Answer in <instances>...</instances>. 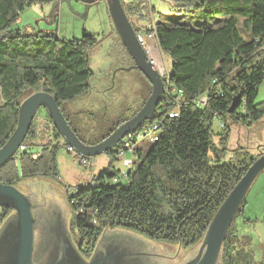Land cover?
<instances>
[{"label":"trees","instance_id":"16d2710c","mask_svg":"<svg viewBox=\"0 0 264 264\" xmlns=\"http://www.w3.org/2000/svg\"><path fill=\"white\" fill-rule=\"evenodd\" d=\"M52 1L0 0V145L13 131L26 95L45 90L60 106L61 101L89 88L92 70L86 50L95 45L94 35L60 38L54 31H25L16 24L26 6ZM143 1L122 3L136 33L155 34L169 59L168 88L182 92L167 93L153 118L145 121L157 123L156 138L146 139L150 146L144 154L140 143L145 139L135 145V160L123 179L113 181L117 173L112 166L117 160L113 148L106 152L110 154L108 167L94 175L89 185L67 195L75 214L79 249L86 256L110 226L128 227L185 248L199 243L213 213L252 162L247 151L228 157L230 122L250 125L264 116V101L256 102L264 80V0H163L167 6L148 5L150 13L156 11L159 18L140 24L135 20L146 21L148 16L142 10L147 6ZM168 11L178 16L203 15L200 20L204 21L191 27ZM238 93V104L228 111ZM200 97L205 101L200 102ZM171 111L177 116H169ZM214 117L222 122L218 145L212 139ZM47 118L53 135L59 137ZM35 134L32 120L21 143L24 149L0 166V182L15 185L26 177H58V145L37 146L32 140ZM79 207L83 212H76ZM11 211L0 206V223ZM234 218L222 245L220 264H254L248 252L230 250Z\"/></svg>","mask_w":264,"mask_h":264},{"label":"rangeland","instance_id":"374dc122","mask_svg":"<svg viewBox=\"0 0 264 264\" xmlns=\"http://www.w3.org/2000/svg\"><path fill=\"white\" fill-rule=\"evenodd\" d=\"M122 1L126 2V0ZM145 1L147 6L142 10L148 15L146 20L148 23L159 18L156 11L153 14L150 13L149 4L156 8L168 5L163 0ZM133 3L135 2L133 1ZM129 13L135 20V14L130 11ZM167 14L177 17L179 21L191 27H199L204 21L200 20L203 19V15L199 14L178 16L171 11H168ZM217 17L220 16H214V18ZM198 20L200 22L196 23ZM136 22L139 23L138 20ZM16 24L25 31L37 29L54 31L60 38H80L84 33L92 34L96 38L95 45L86 50L89 68L92 70L88 90L79 97L60 102V107L69 124L79 137L87 140L90 144L98 142L107 135L111 128L131 117L149 95L151 85L140 70L121 68L130 64L110 17L106 0L86 3L82 0L33 3L19 13ZM239 26L241 27L240 21ZM146 45L150 47L151 56L155 59L160 73H167L169 59L161 51L157 42L152 44L150 40H146ZM115 69L116 72L112 79ZM260 101H264V80L259 84L256 96V102ZM42 119L48 120L47 114L44 109L39 108L33 118L34 130L38 129V134L40 133L38 144H47L49 134L40 129L43 126ZM218 123L217 119L213 120L214 133L219 128ZM237 123H239V127H237ZM227 138L228 157H234L236 152L243 151H247L251 157H256L264 150V116L250 125L242 121L230 122ZM53 144L58 145V177H26L16 182L15 186L28 195L33 203L35 214L40 216L39 225L45 222L43 217L52 216L51 213L54 209L61 212L60 216L72 242L80 255L87 259L90 255H84L79 249L80 237L75 224L73 225L75 214L68 202L67 195L72 194L79 187L89 185L94 175H98L100 171L107 168L110 154L101 153L87 157V162L83 164L80 163L79 158L63 150V145L60 146L55 140H53ZM149 146L150 143L146 139L140 143L143 154ZM121 165L122 162L119 159L112 164L116 169ZM242 204L243 210L236 215L232 224V243L236 233L238 234L237 248L244 244L241 245L242 239L244 242L250 241L253 255L255 252V260L264 264V254L262 256L258 253L259 247L262 248L264 245V169L254 178ZM12 212L13 210L9 214ZM38 231L35 235V244H38L40 240ZM113 231L129 233L140 238L141 242L138 247L143 251L144 259L153 264H181L189 258L193 248L197 246L194 244L185 248L178 243L157 241L142 232L124 226H110L103 230L106 235ZM233 245L231 244L230 247ZM232 252L235 253V249Z\"/></svg>","mask_w":264,"mask_h":264},{"label":"water","instance_id":"95a60500","mask_svg":"<svg viewBox=\"0 0 264 264\" xmlns=\"http://www.w3.org/2000/svg\"><path fill=\"white\" fill-rule=\"evenodd\" d=\"M93 2L95 0H82ZM110 17L122 45L133 60L124 69L140 70L151 85L142 106L128 119L118 123L107 135L94 144L79 139L66 119L57 99L45 90L26 95L19 104L17 122L2 145L0 166L16 155L18 147L27 136L32 120L39 108L45 110L65 145L73 147L82 156L92 157L113 149L128 132L139 129L146 120L152 119L157 105L168 90L167 82L153 66L145 49L137 41L136 32L124 10L122 0H106ZM116 69L112 73V79ZM168 80L170 75L168 73ZM241 94L234 95L228 111L238 104ZM264 169V152L252 157L251 164L235 182L213 213L205 233L193 248L192 254L181 264H220L222 245L235 214L241 209L245 194L257 174ZM0 206L12 209L0 224V264H153L145 261L138 247L140 238L124 232L102 231L88 259L80 255L72 242L60 211L54 209L52 216L39 214L28 195L13 184L0 182ZM39 230V231H38ZM40 234L38 244L35 235Z\"/></svg>","mask_w":264,"mask_h":264},{"label":"built area","instance_id":"2783aa9c","mask_svg":"<svg viewBox=\"0 0 264 264\" xmlns=\"http://www.w3.org/2000/svg\"><path fill=\"white\" fill-rule=\"evenodd\" d=\"M137 41H139L142 45V47L145 49L150 61L152 62L153 66L158 70V66L156 65L155 59L151 56L150 47L146 45L147 39H155V34L153 32L145 33V32H138L136 33ZM264 50V46H263ZM160 73V70H158ZM164 79L165 82H167V86L170 85V81L168 80V72L160 73ZM182 90L178 89L176 87L168 88L167 93H181ZM200 102L205 101V97L199 98ZM169 116H177L176 111L169 112ZM220 127H222V123L220 124ZM157 129V123H148L145 122L139 129L128 132L125 134V136L121 139V141L118 143V146H116V156L117 159H119L122 162L121 167L117 168V173L113 177V181H117L119 179H123L128 169L133 165V162L135 160V145L144 140H153L155 139V131ZM67 150L73 154L74 157L79 158L80 163L85 164L87 162V157L82 156L79 152H77L73 147L66 145ZM24 149L23 145H20L18 147V150L16 151V155ZM75 202V201H74ZM77 213L83 212V209L79 207L76 210ZM94 210L92 211V213ZM93 222H95V219H92Z\"/></svg>","mask_w":264,"mask_h":264},{"label":"crops","instance_id":"0c3cea01","mask_svg":"<svg viewBox=\"0 0 264 264\" xmlns=\"http://www.w3.org/2000/svg\"><path fill=\"white\" fill-rule=\"evenodd\" d=\"M133 1L134 2H136V1H138V0H126V2L125 3H133ZM148 1V0H147ZM144 3H147L146 1H143L141 4L143 5ZM137 20V19H136ZM135 20V21H136ZM147 21H143V20H139V23L141 24H144V23H146ZM148 23V22H147ZM147 40H150V39H147ZM151 41V43L153 44L154 42H157V40H156V37H155V39L153 38V39H151L150 40ZM158 44V43H157ZM155 45V44H154ZM79 97V96H78ZM214 119H217L218 120V125H219V128L217 129V131H216V133H214L213 132V142L216 144V145H218V143H219V141H220V139H221V136H223V133H222V128L220 127V124L222 123L220 120H219V118H217V117H214L213 118V120ZM212 123H213V121H212ZM42 124H43V126L42 127H40V129L41 130H44V132L46 133H48L49 134V142H52L53 143V140H55L56 142H58L59 144H60V146H62L63 145V150H65L67 153H69V154H71L72 156H73V154L71 153V152H69L68 150H67V147H66V145L62 142V139H61V137H60V135H59V137H56L55 135H53V133H52V127H51V124L49 123V121L46 119V120H44V119H42ZM213 126V125H212ZM237 127H239V123H237ZM39 129V130H40ZM35 132H36V134H35V137H33V143L35 144V145H41V144H38L39 142H37V140H39V136H40V133L38 134V129H35ZM44 133V134H45ZM228 139V138H227ZM48 142V143H49ZM227 147H228V142H227ZM263 152H264V150H262ZM261 151V152H262ZM57 153H58V150H57ZM228 155V154H227ZM59 158H58V156H57V160H58ZM57 164H58V161H57ZM235 234V233H234ZM242 241V243H241V245L242 246H240L239 248H237V242H238V234L236 233L235 234V240L233 239V243L232 244H234L233 246H231L230 247V250L231 251H234V249H235V253H237V252H239L240 254L242 253H244V252H248L249 253V257H251L252 258V260L254 261V264H262V263H258L256 260H255V258H254V256H255V252H254V255H253V253H252V247H251V244H250V241L249 242H244L243 241V239L241 240ZM240 242V241H239ZM259 254L260 255H262L263 256V254H264V245L262 246V248L261 247H259ZM256 257V256H255ZM257 262V263H256Z\"/></svg>","mask_w":264,"mask_h":264},{"label":"flooded vegetation","instance_id":"af4514ba","mask_svg":"<svg viewBox=\"0 0 264 264\" xmlns=\"http://www.w3.org/2000/svg\"><path fill=\"white\" fill-rule=\"evenodd\" d=\"M126 53V59L128 60V62H129V64L130 65H132L133 64V60H132V58L130 57V55L128 54V52H125ZM129 65V66H130ZM127 67V66H126ZM142 73V72H141ZM143 74V73H142ZM3 219H5V218H3ZM1 224V223H0ZM94 249V248H93ZM92 252H93V250H92ZM91 252V253H92ZM88 259V258H87Z\"/></svg>","mask_w":264,"mask_h":264}]
</instances>
